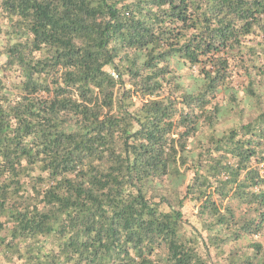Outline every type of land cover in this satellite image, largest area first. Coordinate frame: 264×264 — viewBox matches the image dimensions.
I'll return each mask as SVG.
<instances>
[{
    "label": "trees",
    "instance_id": "trees-1",
    "mask_svg": "<svg viewBox=\"0 0 264 264\" xmlns=\"http://www.w3.org/2000/svg\"><path fill=\"white\" fill-rule=\"evenodd\" d=\"M0 264H264V0H0Z\"/></svg>",
    "mask_w": 264,
    "mask_h": 264
}]
</instances>
